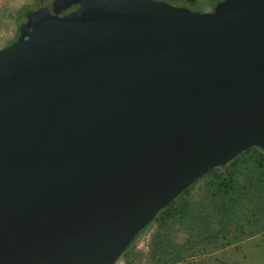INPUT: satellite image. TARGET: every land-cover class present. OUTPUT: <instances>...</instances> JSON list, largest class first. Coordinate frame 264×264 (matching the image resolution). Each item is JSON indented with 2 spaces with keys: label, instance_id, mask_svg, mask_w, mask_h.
Returning a JSON list of instances; mask_svg holds the SVG:
<instances>
[{
  "label": "water",
  "instance_id": "obj_1",
  "mask_svg": "<svg viewBox=\"0 0 264 264\" xmlns=\"http://www.w3.org/2000/svg\"><path fill=\"white\" fill-rule=\"evenodd\" d=\"M252 145L264 0H51L0 47V264H112Z\"/></svg>",
  "mask_w": 264,
  "mask_h": 264
},
{
  "label": "trees",
  "instance_id": "obj_2",
  "mask_svg": "<svg viewBox=\"0 0 264 264\" xmlns=\"http://www.w3.org/2000/svg\"><path fill=\"white\" fill-rule=\"evenodd\" d=\"M37 3L36 8L39 0ZM36 8L23 9L15 37L27 15ZM259 205L264 207V150L252 145L227 162L208 168L162 206L116 260L124 264L213 261L217 251L257 232L253 223L255 214L262 210ZM147 228L150 230L145 246L138 248L135 238Z\"/></svg>",
  "mask_w": 264,
  "mask_h": 264
},
{
  "label": "rangeland",
  "instance_id": "obj_3",
  "mask_svg": "<svg viewBox=\"0 0 264 264\" xmlns=\"http://www.w3.org/2000/svg\"><path fill=\"white\" fill-rule=\"evenodd\" d=\"M37 1L0 0V47L14 39L18 29V18H21L23 9L26 7L36 8ZM198 183L199 181L195 184ZM259 208L262 210L255 214V222L253 223L256 233L250 237H242L237 243L217 251L214 254L217 259L213 261L203 260L202 264H264V207L259 205ZM149 230L150 228L145 229L135 238V244L138 248L145 246ZM137 263L138 261H134L130 264ZM112 264L124 263L121 260H115Z\"/></svg>",
  "mask_w": 264,
  "mask_h": 264
},
{
  "label": "flooded vegetation",
  "instance_id": "obj_4",
  "mask_svg": "<svg viewBox=\"0 0 264 264\" xmlns=\"http://www.w3.org/2000/svg\"><path fill=\"white\" fill-rule=\"evenodd\" d=\"M167 2L174 6L186 7L193 10L198 11H211L214 9L216 3L220 0H159ZM40 6L38 7H45L47 9L51 8V0H39ZM75 5H71L63 11H67L71 8H74Z\"/></svg>",
  "mask_w": 264,
  "mask_h": 264
}]
</instances>
